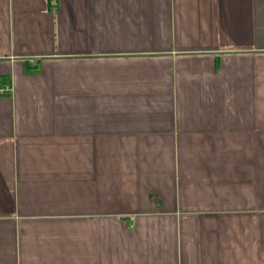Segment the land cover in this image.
<instances>
[{
  "label": "crops",
  "instance_id": "0c3cea01",
  "mask_svg": "<svg viewBox=\"0 0 264 264\" xmlns=\"http://www.w3.org/2000/svg\"><path fill=\"white\" fill-rule=\"evenodd\" d=\"M0 264H264V0H0Z\"/></svg>",
  "mask_w": 264,
  "mask_h": 264
},
{
  "label": "built area",
  "instance_id": "2783aa9c",
  "mask_svg": "<svg viewBox=\"0 0 264 264\" xmlns=\"http://www.w3.org/2000/svg\"><path fill=\"white\" fill-rule=\"evenodd\" d=\"M10 92V86L7 84L2 89H0V95Z\"/></svg>",
  "mask_w": 264,
  "mask_h": 264
}]
</instances>
